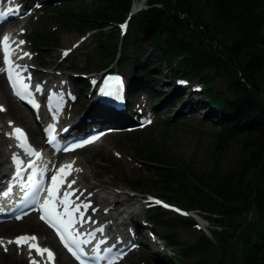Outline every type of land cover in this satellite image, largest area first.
<instances>
[{
    "label": "trees",
    "instance_id": "1",
    "mask_svg": "<svg viewBox=\"0 0 264 264\" xmlns=\"http://www.w3.org/2000/svg\"><path fill=\"white\" fill-rule=\"evenodd\" d=\"M130 2L95 0L68 5L63 16L82 30L121 20ZM200 2L210 11L208 18L194 0H150V7L132 20L124 50L140 54V44H149L159 60L184 55L181 65L190 68L193 76L208 65L229 78L233 98L222 91L214 93L210 87L207 90L220 112L219 120L212 121L219 124L213 143L216 159L211 169L202 171L191 160L175 158L169 161L164 180L150 178L132 186L163 192L175 189L183 204L219 214L220 243L200 239L184 247V257H197L206 264H264V0ZM178 12L186 17L176 20ZM201 79L208 81L204 76ZM234 144L237 158L225 167L222 158ZM142 155L163 163L169 160L156 151L144 150ZM251 213L255 217L248 219ZM165 237L170 244L179 242L174 234Z\"/></svg>",
    "mask_w": 264,
    "mask_h": 264
},
{
    "label": "snow or ice",
    "instance_id": "2",
    "mask_svg": "<svg viewBox=\"0 0 264 264\" xmlns=\"http://www.w3.org/2000/svg\"><path fill=\"white\" fill-rule=\"evenodd\" d=\"M2 15L6 14L0 13V16ZM121 27L126 29L127 25L125 24ZM0 43H2L4 53V67L0 68V73L6 74L7 80L15 96L21 101H26L31 104L34 108H38L39 105L37 104L34 98V93L31 90V75H28L27 77L23 75V73L28 70V65L17 64L12 59V57L17 54V51L22 52V55L18 57L19 59L31 57V53L23 52L22 50V46L26 42L23 40L18 42L12 41L11 37L6 34L3 36ZM13 43L16 44V47H12ZM67 54L68 53H65V55ZM121 85L122 81L120 78L108 77L105 81V88L101 89V93L105 96L116 95L119 86ZM36 91L40 92L42 91V88L37 85ZM0 111H6V109H4L3 106H0ZM146 123H151V121H147ZM9 124L11 125L12 122L10 121ZM46 131L48 143L55 146L57 140L55 127L53 126ZM8 135L18 142L17 146L23 150L25 156L29 157V160L26 163L19 154L14 153L12 160L15 165L16 178H21L23 173L28 169L32 170L31 179L33 183L31 186L34 189V198L32 202L36 205L35 210L40 213L39 219L55 231L63 246L77 261H79V264H88L87 260L84 259L88 253L85 252L83 246L92 243V240L95 239V234L94 232L82 233L80 227H83L85 223L92 222L90 217L87 220L85 219L87 210L91 208L92 205L90 201L85 202L80 200V196H83L84 192L79 188L73 187V185L76 184V180L67 179L73 173L81 172L82 169L76 168L74 162L65 164L51 175L50 183L48 185H45L43 181H36L38 172L40 175H44V173L47 172V168H38L37 162L42 160V153L31 146L27 134L21 128L13 127L12 132L8 133ZM98 139L99 136L88 139L83 143L66 147L63 151H74L75 148L84 147L86 144L94 143ZM10 191L11 189H9V192ZM45 192L47 193V196L41 202V196ZM77 193L80 195L78 196ZM5 195H7V193H5ZM90 195L91 193H89V196ZM73 197H75V199H73ZM149 200H152V198H149ZM154 203L160 204L161 201L155 200ZM163 206L165 208L170 207L167 204H164ZM174 210L178 212L180 211L179 209ZM16 218L23 219V215L17 216ZM78 225L80 227H77ZM96 231L103 232L104 229L99 228L96 229ZM99 243L104 244L106 241L101 240ZM12 244H15L18 249H22L25 246L27 247L30 264H39V262L32 257L33 251L42 258L45 257L46 254L44 264H55V254L49 248L39 246L38 238L35 235H21L14 240H8L6 244L4 240L0 238V246H3L5 251L8 250L7 246ZM94 251L98 253L99 247L97 246ZM109 264H114V262L110 261Z\"/></svg>",
    "mask_w": 264,
    "mask_h": 264
},
{
    "label": "rangeland",
    "instance_id": "3",
    "mask_svg": "<svg viewBox=\"0 0 264 264\" xmlns=\"http://www.w3.org/2000/svg\"><path fill=\"white\" fill-rule=\"evenodd\" d=\"M194 1L196 2V5L201 6L202 15L204 17L208 18L210 16V11L203 7L200 0H194ZM87 3L92 4L93 0H87ZM53 25H58L57 22L55 21V19H52V18L43 19L37 24L36 30H40L42 28L45 32L52 31ZM56 33L60 36V39H61V45L60 46H63V45L69 46L72 41L76 40L81 35L80 33H76L75 31L64 30L61 26H59V29L56 31ZM188 39L189 38H187V40ZM86 43H87L86 49L89 47L94 48L95 38L94 37L89 38L86 41ZM143 48L146 52L145 57L143 59V62L154 61L156 58L152 55L151 48L145 44L143 45ZM40 52H41V56H49L50 58H52L51 63H54L55 60L57 59V53H56L57 50L54 47L40 48ZM73 59H74V62L76 63V65H78V66L91 64V65L96 67V64L98 62V58H95V57L88 58V57H86V55H83V53H80V51L75 53V55L73 56ZM129 69H132L131 66L129 67ZM207 71L208 72H214L213 69H208ZM192 80L196 81V79H194V78ZM228 82H229V78L227 76L226 77H220V78L216 79L213 87L216 90H226ZM227 96H229V98L231 97L230 94H227ZM166 106H168V105H166ZM179 107H180V105H179ZM204 110L202 111V113L207 112V108H205ZM202 113L197 114L193 119H189V117L187 115H183V113L180 112L179 108H176L174 110V112L171 113V115H169V114H167L166 107H164L161 110V113H160L158 119L161 120V119H163V117L168 118L170 116H173L177 120L183 122V124L185 125L184 127H181L177 130H173L171 132V137L169 140V147L173 150V152L180 153V154L184 155L186 158H190L191 156H193L195 154L196 155V161H197L198 165L201 168H205V167H211L213 164V161L216 158L214 155V150H213V133L215 130L209 125L201 126V129H198V130L192 129L193 128L192 125H194V123H197L198 121H200V119L203 115ZM19 120L21 122H23V124H25L27 127L34 129L35 126L28 117L26 119V118H24V116L22 114H20ZM149 134L152 135L153 139L159 138L161 136L160 131L156 130V129L154 130V128H152L151 131H149ZM135 145H136L135 142H132L130 140L129 136H127V135L112 136L107 140V142L104 144L103 147L88 149L82 155L81 158L84 161H86L87 163H89V165L92 169V172H99L98 170L95 169L97 167L96 164H98L97 159L99 157H108L109 159H112V156H114L112 154V152L108 149L109 147H111V146L116 147L119 150H121L124 154L131 155L136 159L137 154H135V152H134ZM139 145H141V144H139ZM237 149H238V146L236 144H234L228 150V152L222 158V162H221L222 165H224L225 167H228L232 162H234L236 160ZM123 160L124 161L118 162V164L121 165L122 169H126V171H128V174L132 177H138L140 175H144L145 174L144 171L145 172L147 171L146 169H143V167L131 166V164L129 163V161H127L126 158H123ZM101 171H102V169H101ZM108 171L112 174L119 176V172L114 170V169H108ZM114 180H117V178ZM102 183L104 185H107V184L115 185L116 187H118L120 189L122 187L125 188V186L122 185L119 181L111 182V181H108V179H106V177L102 178ZM152 193L156 194L155 192H152ZM158 211H162V210H159V209L151 210V212H149V215L153 216V215L157 214ZM163 213H164V216L159 217V220H161V221H163L164 219H166L169 216L170 217L174 216V215L169 214V213H165V212H163ZM153 221L156 222L155 219H153ZM14 227H15V229L12 230L10 233H6V232L0 230V234H14L15 232H18V231L38 230V229L32 228L31 225L19 226V225L15 224ZM155 227H156L155 232L158 234L159 237H160V235H165L166 233H169V232L176 233L177 235L178 234L180 235V237L182 238L183 241L181 242V244L179 246L175 247L176 249H179L180 247L184 246L185 242L186 243L188 242V244H195L197 242L199 236H200L199 232H197L193 229H189V228H182V227H177V226L171 227V226L165 225V224H160V225L155 224ZM214 227H215V224H214ZM164 241H165V239H164ZM163 257H164L163 255H160L159 257H157V259L163 260ZM6 259L9 262L10 258L7 257ZM61 261L63 263H65V260L63 258H61ZM156 261H158V260H156ZM194 261H195L194 259H189L187 261V264H192ZM12 264H22V263L18 262V260H17L15 263H12Z\"/></svg>",
    "mask_w": 264,
    "mask_h": 264
},
{
    "label": "bare ground",
    "instance_id": "4",
    "mask_svg": "<svg viewBox=\"0 0 264 264\" xmlns=\"http://www.w3.org/2000/svg\"><path fill=\"white\" fill-rule=\"evenodd\" d=\"M186 106L189 107V110L192 109V108L195 109V106H194V105H189V104H187ZM86 112H87V111H86ZM86 112H85V113H86ZM85 113H84V114H85ZM84 114L81 116L79 122H81L83 125L86 126V125H88V123H87V122L85 121V119H84ZM79 116H80V115H79ZM4 163H5V160H0V166L4 165ZM252 216H253V218L255 217L254 214H253ZM29 221L32 222V219H30ZM66 262L69 263L68 260H67ZM70 263H71V262H70Z\"/></svg>",
    "mask_w": 264,
    "mask_h": 264
}]
</instances>
